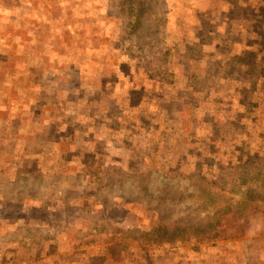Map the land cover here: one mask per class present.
I'll return each instance as SVG.
<instances>
[{
  "label": "rangeland",
  "instance_id": "obj_1",
  "mask_svg": "<svg viewBox=\"0 0 264 264\" xmlns=\"http://www.w3.org/2000/svg\"><path fill=\"white\" fill-rule=\"evenodd\" d=\"M0 264H264V0H0Z\"/></svg>",
  "mask_w": 264,
  "mask_h": 264
},
{
  "label": "trees",
  "instance_id": "obj_2",
  "mask_svg": "<svg viewBox=\"0 0 264 264\" xmlns=\"http://www.w3.org/2000/svg\"><path fill=\"white\" fill-rule=\"evenodd\" d=\"M132 8V7H131ZM133 9V8H132ZM138 19L136 18V21H134V24H133V29L136 27V24H137V21ZM135 30V29H134ZM37 207V206H36ZM1 214H2V216L3 217H6V218H8V219H10V220H12V219H20L21 218V214L20 213H18V214H16L15 213V211H5V210H2L1 211ZM76 216V215H75Z\"/></svg>",
  "mask_w": 264,
  "mask_h": 264
}]
</instances>
